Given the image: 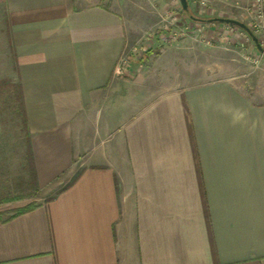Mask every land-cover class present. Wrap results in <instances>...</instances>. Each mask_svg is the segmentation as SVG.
I'll list each match as a JSON object with an SVG mask.
<instances>
[{
  "label": "crops",
  "instance_id": "crops-1",
  "mask_svg": "<svg viewBox=\"0 0 264 264\" xmlns=\"http://www.w3.org/2000/svg\"><path fill=\"white\" fill-rule=\"evenodd\" d=\"M188 3L208 39L250 0ZM133 34L106 4L0 0V94L51 189L0 203V264H264V99L230 78L152 89L133 61L122 81Z\"/></svg>",
  "mask_w": 264,
  "mask_h": 264
},
{
  "label": "rangeland",
  "instance_id": "rangeland-1",
  "mask_svg": "<svg viewBox=\"0 0 264 264\" xmlns=\"http://www.w3.org/2000/svg\"><path fill=\"white\" fill-rule=\"evenodd\" d=\"M77 3L106 4L119 12L128 28L133 30L134 48L118 65V76L122 81L126 77L127 64L133 61L141 66V75L152 89L230 78L252 98L264 99V94H257L264 85V56L258 66L247 57L257 52L252 37L232 34V39L221 38L220 33L227 32L219 30L215 37L207 39L204 21H201L203 17L195 9L191 10L189 3L187 9L182 7L180 0H77ZM198 3L201 4L200 9L207 8V2ZM248 5L243 7L245 15L234 12V18L249 26ZM231 6L235 7L220 1L219 8L214 10L215 16L231 14L222 12ZM180 30L182 33L176 40L167 42L161 36L157 37L160 34L170 36L173 31ZM155 33L156 40L150 44V35ZM150 49L153 52L147 54ZM17 100V94H0V203L37 205L50 197L51 189H41L34 183L24 130L12 116L13 109L18 110ZM62 180L53 186H61Z\"/></svg>",
  "mask_w": 264,
  "mask_h": 264
},
{
  "label": "built area",
  "instance_id": "built-area-1",
  "mask_svg": "<svg viewBox=\"0 0 264 264\" xmlns=\"http://www.w3.org/2000/svg\"><path fill=\"white\" fill-rule=\"evenodd\" d=\"M247 16L250 20L249 28L251 32L258 38V41L263 48V51H259L258 48L256 49L257 52L254 56L248 55L247 57L251 60V63L255 66H258L261 58L264 56V0H250L249 5L247 6ZM227 31L229 34H236V35H244L247 38L251 36L245 29L239 27L238 25L228 23ZM180 32V34H179ZM182 30L180 31H173L172 35L164 36L160 34L157 36V33L150 35L149 42L150 44L155 41L156 36L159 38H163L165 41H170L171 39L176 40L177 36L181 35ZM161 36V37H160ZM220 37L223 38L224 34H220ZM123 69V66H121Z\"/></svg>",
  "mask_w": 264,
  "mask_h": 264
},
{
  "label": "water",
  "instance_id": "water-1",
  "mask_svg": "<svg viewBox=\"0 0 264 264\" xmlns=\"http://www.w3.org/2000/svg\"><path fill=\"white\" fill-rule=\"evenodd\" d=\"M180 2L182 4V7L184 9H187V7H188L187 0H180ZM215 20L221 21V22H226V23H232V24L238 25L239 27L245 29L251 35V37H252L253 41L255 42L258 50L263 51V48L261 47V45L258 41V38L251 32L249 26L247 24H245L244 22H242L238 19H235V18H224V17H216Z\"/></svg>",
  "mask_w": 264,
  "mask_h": 264
},
{
  "label": "trees",
  "instance_id": "trees-1",
  "mask_svg": "<svg viewBox=\"0 0 264 264\" xmlns=\"http://www.w3.org/2000/svg\"><path fill=\"white\" fill-rule=\"evenodd\" d=\"M207 20H209V19H207ZM210 21H216V20H215V18H211ZM152 52H153V50L150 49V50L147 51V54H150V53H152ZM34 206H35L34 204H28V205H26V206H24V207L18 208V209L15 211V213H21V212H24V211L30 210V209H32Z\"/></svg>",
  "mask_w": 264,
  "mask_h": 264
}]
</instances>
